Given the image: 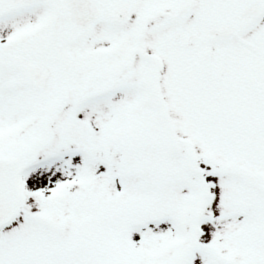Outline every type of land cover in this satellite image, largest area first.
Here are the masks:
<instances>
[{"label":"snow or ice","instance_id":"6c2138e0","mask_svg":"<svg viewBox=\"0 0 264 264\" xmlns=\"http://www.w3.org/2000/svg\"><path fill=\"white\" fill-rule=\"evenodd\" d=\"M0 264H264V0H0Z\"/></svg>","mask_w":264,"mask_h":264}]
</instances>
